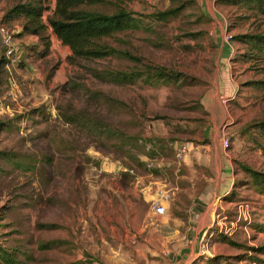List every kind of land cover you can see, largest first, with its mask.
<instances>
[{"label": "rangeland", "instance_id": "1", "mask_svg": "<svg viewBox=\"0 0 264 264\" xmlns=\"http://www.w3.org/2000/svg\"><path fill=\"white\" fill-rule=\"evenodd\" d=\"M25 2L45 7V38L23 34L24 16L4 20L14 5ZM121 6L141 16V27L105 43L140 61L116 54L74 64L72 50L48 22L55 0H0V20L18 43L9 56L0 37V150L23 160L20 165L0 159V245L26 264H171V243L165 247L161 240L145 239L146 225H164L159 215H149L154 198H145L142 190L160 173L156 160H162L192 179L193 196L231 164L235 199L221 196L208 243L218 254L246 255L244 247L264 245V230L256 228L264 225V194L241 168L264 171V137L248 130L264 120V54L253 49L255 55H245L248 45L235 37L264 34V14L224 0H127ZM169 8L179 12L167 21L149 16ZM147 65L180 72L189 82L149 83L144 77L118 84L101 77L106 70L143 71ZM95 93L126 106L112 109ZM75 112L106 124L114 135L97 136L68 123L66 116ZM121 131L130 139L119 140ZM182 143L190 152L178 158ZM150 152L156 157L146 159L148 167L158 173L147 176L137 161ZM112 163L115 170L108 169ZM167 178L174 181L176 175L172 171ZM239 204L249 205V221L239 219ZM193 206L188 200L179 211L167 205L165 214L197 212ZM220 225L233 230L230 238L243 247L214 241ZM46 242L55 245L41 248ZM90 258L97 260L89 263Z\"/></svg>", "mask_w": 264, "mask_h": 264}, {"label": "trees", "instance_id": "2", "mask_svg": "<svg viewBox=\"0 0 264 264\" xmlns=\"http://www.w3.org/2000/svg\"><path fill=\"white\" fill-rule=\"evenodd\" d=\"M127 0H55V8L51 15L48 17V22L53 32L58 39L64 44L70 47L72 54L70 59L72 63L78 59L93 60L106 58L109 55H122L125 58L134 59L140 61L137 57L133 56L126 51H118L116 48L105 43V40L112 37L116 33L125 32L129 30H135L141 27V16L134 12L128 11L122 7V3ZM232 4L242 5L248 8H254L259 13L264 14V0H224ZM114 4L117 6V10L114 12H103L98 8L101 4ZM45 7L40 4H34L33 2L18 3L14 5L5 15L4 20H12L18 16H24L27 19V23L24 24L23 34H35L39 37L43 36V29L46 27L42 23V16ZM179 12L178 8H169L162 11L151 13L149 16L157 22L167 21L171 17L176 16ZM2 23H5L3 20ZM45 38V37H44ZM236 40L245 42L248 45V51L245 55H255L253 49L257 52L264 54V34H243L237 35ZM48 46V44H47ZM48 47H46L43 55H46ZM4 62L0 60V65ZM101 77L105 80L112 81L118 84H131L142 78H146L149 83L156 80H165L167 83L183 80L189 82L187 76L175 71H168L159 67L147 65L146 69L139 71H123V70H106L101 72ZM97 100L112 109H118L120 106L126 105L122 101L115 100L112 97L101 93H95ZM68 123L80 125L86 128L90 133L97 134V136H109L114 135V132L110 130L109 126L102 122H92L81 113H69L66 116ZM0 124H2L0 122ZM248 130L256 129L258 136L264 137V120L259 121L252 125H249ZM246 129V131L248 132ZM130 137L124 132H119V140H128ZM127 142V141H126ZM123 143V142H122ZM125 143V142H124ZM121 148V147H120ZM161 153H159L160 155ZM148 158L156 157L153 153H145ZM0 159L9 163L22 164L17 160L16 153L9 150H0ZM149 162L144 160H138L137 165L144 167L150 173H158L156 167L149 168ZM242 170L251 178L252 186L260 193L264 194V171L253 169L247 165L241 166ZM1 170V166H0ZM236 180H234L233 187L236 186ZM224 197L230 202L234 201L235 195L231 191L224 194ZM256 226V225H255ZM258 230H264V225H257ZM219 241L226 242L232 246H242L239 243L233 241L228 235L218 233L216 237ZM55 242V241H54ZM54 242H46L40 245L41 248L46 249L55 245ZM246 255L237 254L232 257H228L223 254H216L213 256H204L206 264H235V262L247 261L249 264H264V258L260 257V254H264V245L256 247H244ZM251 250L254 253L249 254L247 250ZM97 260V259H94ZM93 258L88 260L89 263L94 262ZM0 264H26L18 255L12 252H8L0 245ZM62 264H86L85 261L79 260L74 263H62ZM102 264H107L102 262Z\"/></svg>", "mask_w": 264, "mask_h": 264}, {"label": "crops", "instance_id": "3", "mask_svg": "<svg viewBox=\"0 0 264 264\" xmlns=\"http://www.w3.org/2000/svg\"><path fill=\"white\" fill-rule=\"evenodd\" d=\"M31 37L35 41L39 38L35 34H31ZM147 158L148 156L145 155L142 160L147 161ZM171 164L170 161L156 160V166L160 168V173L155 174V176L153 173L147 175H153V177L147 185L143 186L144 197H159L167 203L168 208L173 207L176 211L181 210L188 200L191 205H194L193 207L197 212L190 210L185 213L186 216L183 213L159 215L164 225L154 223L146 225L149 230L145 239L150 242H154L155 239L161 240V245L165 247H170L169 243H171V247L168 250L171 264H206L204 256L208 257L218 254L214 252V248L210 250L208 243L213 236L212 231L209 233V228L213 223L218 222V215L213 211H215L217 206H222L221 196L230 192L233 188L235 172L231 164H224L223 169L211 177V181L207 178L203 189H199L198 193L193 196L195 183L192 182L189 185V181L192 179L186 174L179 173L180 169H175ZM108 169L115 170V163H112ZM130 171L132 172V170ZM172 171L176 175L174 181L171 178H167ZM164 196H167V198L164 199ZM149 215L154 216L156 214L150 212ZM169 218L173 222L170 225H166L165 222ZM223 218L227 217L224 216ZM219 228H216L218 232L224 233L229 237L233 234L232 232L231 234L222 232ZM214 241L219 240L216 238Z\"/></svg>", "mask_w": 264, "mask_h": 264}, {"label": "built area", "instance_id": "4", "mask_svg": "<svg viewBox=\"0 0 264 264\" xmlns=\"http://www.w3.org/2000/svg\"><path fill=\"white\" fill-rule=\"evenodd\" d=\"M0 37L2 39L3 44L7 47L6 54L7 55H13L15 51L18 49V43L15 38L14 31L5 23H2L0 20ZM225 145H229V139H224ZM189 144L188 143H182L178 147L177 151V157L183 158L189 151ZM167 198V196H164V199ZM152 209L153 212L156 215H163L167 211V205L166 203L161 200V198L157 197L152 199ZM238 212H239V219L243 217L245 221L250 220V211H249V205L248 204H239L238 205ZM220 231L229 233L233 232L230 228H226L223 225H220L219 228Z\"/></svg>", "mask_w": 264, "mask_h": 264}]
</instances>
